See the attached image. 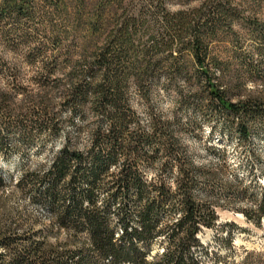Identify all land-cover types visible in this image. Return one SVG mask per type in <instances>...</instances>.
I'll use <instances>...</instances> for the list:
<instances>
[{
    "label": "trees",
    "instance_id": "trees-1",
    "mask_svg": "<svg viewBox=\"0 0 264 264\" xmlns=\"http://www.w3.org/2000/svg\"><path fill=\"white\" fill-rule=\"evenodd\" d=\"M195 2L0 0V30L14 44L36 32L47 47L43 75L31 87L15 85L12 75L13 87L0 89V129H17L24 147L33 146L37 134L65 138L52 165L25 166L22 179L9 183L39 190L53 225L67 236L52 247L0 226V264H144L141 245L164 236L170 247L155 264H199L192 251L196 235L216 214L196 191L201 181L214 185L215 174L191 161L175 125L156 115L153 99L162 87L183 104H208L249 140L264 124V98L233 94L241 73L219 61L213 46L229 36L241 8L261 7L264 0ZM255 32L261 38L264 28ZM81 134L89 147H81ZM9 142L0 131V149H17ZM173 201L177 221L168 216ZM114 216L121 233L111 225Z\"/></svg>",
    "mask_w": 264,
    "mask_h": 264
},
{
    "label": "rangeland",
    "instance_id": "rangeland-1",
    "mask_svg": "<svg viewBox=\"0 0 264 264\" xmlns=\"http://www.w3.org/2000/svg\"><path fill=\"white\" fill-rule=\"evenodd\" d=\"M202 1L196 0L193 6ZM235 19L232 31L227 32L229 36L214 44L215 57L230 63V70L241 73L238 76L243 78V83L234 95L264 98V35L258 38L255 32L264 28V4L252 10L247 6L241 8ZM4 28L9 29L6 25ZM6 33L0 30V89L13 87L12 75L17 78L15 85L31 87L35 78L43 75L40 57L47 47L42 46V38L36 32L29 30L25 40L16 44L15 38ZM7 37L11 38L10 42ZM64 73L67 71L57 75ZM21 99L17 97L18 101ZM153 101L156 115L175 125L191 161L215 174L214 185L201 181L196 191L197 197L208 198L216 214L213 225H202L196 235L198 244L192 251L199 264H264V215L258 219V209L264 200V124H259L252 137L244 141L232 121L208 104H183L175 91L162 87ZM134 105L141 115L147 116L138 98ZM0 131L7 133L10 146L18 149H0V176L6 180V187L0 188V226L17 230V235L46 241L52 247L66 243L67 236L53 225L51 207L39 201L40 191L27 188L23 192L9 183L12 179L17 184L22 179L25 166L35 169L37 164L52 165L65 138L47 139L37 134L36 143L24 147L17 129L2 127ZM79 143L82 148L90 146L86 134L79 136ZM172 189L178 192L176 186ZM174 205L173 201L168 216L177 221L181 215ZM129 208L136 210L135 201ZM111 225L121 233L118 216L112 218ZM86 239V235L81 236L82 241ZM141 247L144 264H155L170 247V238L164 236Z\"/></svg>",
    "mask_w": 264,
    "mask_h": 264
}]
</instances>
